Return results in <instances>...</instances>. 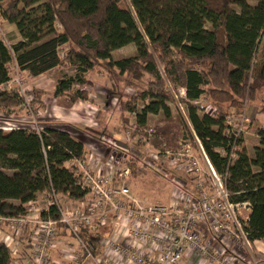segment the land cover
Here are the masks:
<instances>
[{
	"label": "trees",
	"instance_id": "trees-1",
	"mask_svg": "<svg viewBox=\"0 0 264 264\" xmlns=\"http://www.w3.org/2000/svg\"><path fill=\"white\" fill-rule=\"evenodd\" d=\"M0 14L22 38L12 50L0 40V108L19 103L14 92L3 90L13 62L31 77L64 62L73 67L75 77L59 80L56 98L76 83L85 85V76L100 64L135 82L150 76L147 90L124 110L136 113V103L146 104L137 114L140 129L147 128L149 116L163 113L162 122L175 119L187 140L198 138L215 171L225 177L231 201L249 204L243 223L249 240L264 242V127L257 130L259 144L250 157L244 139L227 125L232 114L242 115L249 105L264 113V0H0ZM65 45L70 51L63 60L59 49ZM130 45L135 56L113 58ZM87 98L88 93L77 92L71 101ZM203 99L205 105L196 104ZM170 103L186 109L192 133L172 116ZM162 140L148 139L157 149ZM84 156V143L61 128H45L40 135L0 129V216H27L28 205L47 191L84 201L82 175L66 166ZM137 171L133 168V174ZM42 217L58 219L57 208ZM102 232L81 227L80 237L92 253L102 244ZM14 262V250L0 240V264Z\"/></svg>",
	"mask_w": 264,
	"mask_h": 264
},
{
	"label": "built area",
	"instance_id": "built-area-1",
	"mask_svg": "<svg viewBox=\"0 0 264 264\" xmlns=\"http://www.w3.org/2000/svg\"><path fill=\"white\" fill-rule=\"evenodd\" d=\"M111 103L114 104L115 111L120 108V100L117 97H113ZM42 131L36 130L38 135L42 134ZM139 132V140L144 142L148 141L147 137H153L156 133L155 129L151 128L140 129ZM231 134L241 138L232 129ZM116 141L107 144L109 153L106 154V162L98 159L91 167L85 160V163L82 160L72 161L78 164L82 175L81 188L87 192L85 200L78 202L76 208L62 207L58 195L54 191H47L28 205L30 213L27 216H0V226L10 228L16 235L23 236L28 229L34 230L32 254L26 264H59L51 260V251L58 243L62 231L69 234L86 255L84 260L70 255V263L85 264V260L93 259V253L80 237L81 227L98 232L107 226L110 212H117L125 205L129 208L134 205L127 220H133L135 223L133 235L137 242L124 247L114 243L115 239H112L107 241L105 246L115 257L128 264H178L186 251H195L205 264H250L244 259L243 253L251 251V241L238 215L241 208L249 210V204H235L231 201L225 177L215 171L198 138L195 137L197 155L194 154L190 143L183 144L182 149L172 155L169 151H164L165 155L174 157V161H184V166L179 168V171L195 183L192 185L194 193L187 184L185 188L179 183L180 192L173 196L174 199L168 206L147 205L132 194L125 181L130 176V169H123L128 165L126 162L129 150L123 149L125 152H121L120 144ZM152 158L157 160V157ZM200 159L207 166L212 182V195L207 191ZM138 162L142 166L149 164L143 160ZM174 163L176 164V161L169 165L166 163L167 168H172ZM52 207L57 208L59 218H43L42 214H49ZM142 226L148 227L151 232H141ZM208 234L212 236L210 240L207 238ZM142 238L150 242L151 249L142 247ZM221 238L240 245V249L237 251L223 246V242H219ZM213 243L218 244V248L213 246ZM155 252H158L157 256ZM97 263L101 264L99 261Z\"/></svg>",
	"mask_w": 264,
	"mask_h": 264
},
{
	"label": "rangeland",
	"instance_id": "rangeland-1",
	"mask_svg": "<svg viewBox=\"0 0 264 264\" xmlns=\"http://www.w3.org/2000/svg\"><path fill=\"white\" fill-rule=\"evenodd\" d=\"M208 28L210 29L211 26L208 25ZM21 39L22 38L17 28L6 22L0 14V40L3 41L10 50H12V47L19 43ZM69 51L70 45L61 47L59 49L60 57L64 60ZM263 51L264 35L260 45V52L262 53ZM136 52L137 49L135 45H130L114 52L113 58L115 60H120L132 57L136 55ZM75 75V69L67 64V62H64L61 66L38 77H31L27 73L21 72L16 63L13 62L10 72L11 81L3 86V90L14 92L17 95L19 103L17 105L0 108V129L5 132H10L11 130L19 128L28 129L30 131H36L37 129L41 131L43 128H62L69 131L73 137L79 138L85 143H96L97 145H102L99 142L106 145L109 143L113 144L115 143L114 141L117 140L118 142H116L120 144L121 152H125L123 149L129 150L126 162L128 165H125L123 169L127 167L130 169V176L125 181L131 189L132 194L137 199L147 205L153 204L168 206L171 200L174 199L173 196H176V193L179 194L180 192L178 189L179 183L185 188H187L185 185L187 184L189 189L194 193L195 189H192V185L195 184L192 183L194 180L192 181L187 179V177L179 171V168H183L184 161L175 159L176 164L174 163L175 165L172 166V171H168L165 165L166 163L169 165V163L175 162L174 157L171 155L180 151V149H182V145L187 142L192 145L194 154L196 153L197 155V142H191L186 139L184 136L185 129L181 124H178L175 119L162 122L164 116L163 113H160L158 115L149 116L146 128L155 129L156 131L155 135L153 137H147L148 139L151 138L152 141L155 138L158 140L161 138L163 139L161 145L163 150L157 149L149 141L144 142L143 140H139L141 133L139 132L140 127L137 123V114L141 113L146 104L136 103V113H129L124 110V107L130 103L132 99L147 90L150 76H145L142 81L135 82L131 79L122 77L117 72L109 71L105 65L100 64L85 76V85H79L76 83L70 93L58 98L61 101V104H58L60 108L63 106L66 108L67 104H69L70 107L73 104H77L82 101L84 103L83 105L88 103L91 108L98 107L100 109L102 108L99 107L100 104H106L108 99L111 101L113 97H117L120 100V108L117 111L114 109V104H111L110 102L107 103L106 107L105 105L103 106V113L106 115V119H109L110 116L113 117V121L109 120V129L103 125L100 130L99 128L90 129L88 128L89 126L85 127L82 124H78V122L77 124H63V122L67 123L68 118H65L66 113L61 114L56 111V109H58L56 108L57 98L54 93L59 80L64 77H75ZM173 87L178 89L176 84ZM83 91L88 93L87 100H78L73 103L71 101L72 95ZM90 93H93L96 96L92 101H89ZM62 103H65V105H62ZM109 103L111 104V110L108 106ZM196 104L199 106L205 105V99L196 102ZM169 107L171 108L172 116H177L178 119H182L189 128L190 133H192L191 125L187 119L186 109L183 110L180 108V105L176 103H170ZM64 110L66 111V109ZM61 111H63L62 108ZM211 112V109L207 110V113ZM59 120L63 121L61 122L62 124L58 122ZM227 125L230 126L232 131L235 132L238 137H243V147L247 149L249 155L253 156L254 150L258 146L259 141L257 138V130L264 127V113L256 110L253 105H249L242 115L232 114L228 119ZM95 134L100 135L101 139L96 138ZM113 134H116L117 138H115ZM164 150L169 151L171 155H165ZM107 153H109L108 148L106 150V154ZM89 157L90 156L87 155L84 159L87 163L91 164L92 160ZM152 157H157V160L154 161ZM139 160L148 162V166L138 164L137 162ZM200 162L201 169L207 183V191L209 195H212V182L208 175L207 166L202 159H200ZM66 166H69L70 168L75 167L76 170H78V164L76 162L72 164L69 162ZM133 168H135L136 171L138 170L134 174ZM78 173L80 174V170H78ZM158 191L160 195L156 194ZM153 197L156 198L154 199ZM68 198V196H66L65 199L63 197L64 201H61L59 196V201L62 207L76 208L79 205V203H74L75 200L72 201ZM133 207L134 205L130 208L125 205L121 206L117 212L111 211L108 224L102 229V238L104 237L103 234L107 231L112 222L116 220V223L112 224V228L114 227L116 233L118 232L120 234V239L118 238V240L116 239L113 242L121 244L124 247L127 245L132 246L134 242H137V239L133 235L135 223L133 220H127L130 211L134 209ZM238 215L243 226V223L247 221L248 210L241 208ZM113 218L115 219L112 220ZM3 229L8 231L6 227H3ZM146 230L149 231L146 226H142L140 228L141 232H146ZM211 237L212 236L208 234L207 238L209 240ZM110 240L112 239H109L108 241ZM142 240V247L144 249H151L149 244L150 242H147L144 238H142ZM101 246L102 245L100 244V248ZM213 246L218 248V244L216 243H213ZM232 248L238 251L240 249V245L237 246L236 244H233ZM158 252L160 253V251ZM158 252L154 253L155 256L158 255ZM186 252L187 253L183 254H190L192 257L199 258L195 251ZM184 256H182L178 264H184Z\"/></svg>",
	"mask_w": 264,
	"mask_h": 264
},
{
	"label": "crops",
	"instance_id": "crops-1",
	"mask_svg": "<svg viewBox=\"0 0 264 264\" xmlns=\"http://www.w3.org/2000/svg\"><path fill=\"white\" fill-rule=\"evenodd\" d=\"M52 71V70H51ZM95 95L93 93L89 94V101H92L95 99ZM56 99V98H55ZM105 99V98H104ZM56 111L60 112L61 114L66 113L65 118L67 119V123L63 122V121H58V122H63V124H82L85 127H88L90 129H102V126L105 125L107 127V129H109L110 127V123L109 120L110 118L106 119V115L103 113L104 111V105L106 107L107 103L110 102V99L107 100L106 104H100L99 107L102 108H94V107H90L88 105V103H86L85 105H83L84 103L82 101L78 102L77 104H73L72 106L69 107V104H67V107L65 108L64 106L61 107L63 111H61L60 106H58V104H61L60 99H56ZM60 101V102H59ZM88 102V101H86ZM109 103V107L111 110V104ZM62 105H65V103H62ZM61 105V106H62ZM69 107V108H68ZM66 109V111L64 110ZM107 120V121H106ZM113 121V119H111ZM110 120V121H111ZM106 122V123H105ZM113 123V122H112ZM111 123V124H112ZM62 124V123H61ZM62 129V128H61ZM44 130V128L42 129ZM65 130V129H63ZM67 131V130H65ZM69 132V131H67ZM100 132V131H99ZM70 133V132H69ZM96 138H100L101 136L98 134H95ZM113 136L115 138H117L116 134H113ZM113 137V138H114ZM80 141H82L79 138H76ZM101 139V138H100ZM84 143L85 146V156L84 158H86L87 155H89L90 162L89 166L93 167L96 163V160L98 159H103L104 162H106V150H107V145L101 143L102 145H96L94 143H85L84 141H82ZM259 144V141H258ZM249 154V153H248ZM250 157H253L251 155H249ZM85 159H83L82 161L84 162ZM86 162V161H85ZM84 162V163H85ZM139 163V162H138ZM72 164V162H71ZM140 164V163H139ZM101 167V166H100ZM140 172V171H139ZM157 195H160L159 191L156 192ZM60 196V200L64 201V199L66 198V196L63 195H59ZM59 196H58V200H59ZM64 197V199H63ZM154 199L156 197H153ZM70 199V198H68ZM72 200V199H71ZM74 201V200H72ZM76 204H78V202H74ZM250 215V209L248 210V216H247V220L248 217ZM115 218H113L112 220H114ZM116 220H114V222H112V224H115ZM112 224L109 226V228L107 229V231L103 234V238H102V246L101 248H99L98 250H96L92 255H93V259H87L85 260V264H98L97 261L101 262V264H128L126 263L124 260L115 257L105 246L106 242L109 239H120V234L115 231V228H112ZM3 227L6 226H0V240L4 241L7 245H9V247L11 249L14 250L15 253V262L14 263H19V264H26L30 261L31 258V254H32V247H33V229H28L27 232L25 234H23V236L21 235H16V233H14L13 231H11L10 228L6 227L8 229V231H5L3 229ZM219 242H223V246L227 247V248H231L233 249V244L226 238H221ZM234 250V249H233ZM187 253V252H184ZM78 256L79 258H81V260H84L85 258V253L84 251L79 249V246L77 244V242L69 235L66 234L62 231V233H60L59 236V240L58 243L56 244V246L54 247V249L51 251V260L53 262H57L59 264H72L70 263V261L68 260V256ZM185 255V256H184ZM184 256V264H203L204 262L202 260H200L197 257H192L190 254H183ZM244 259L247 262H250V264H264V242L261 240H256L254 242H251V251H248L246 253H243ZM255 258V260L253 258ZM205 264V263H204Z\"/></svg>",
	"mask_w": 264,
	"mask_h": 264
}]
</instances>
